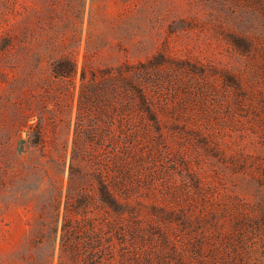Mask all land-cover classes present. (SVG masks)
Listing matches in <instances>:
<instances>
[{"label":"rangeland","instance_id":"1","mask_svg":"<svg viewBox=\"0 0 264 264\" xmlns=\"http://www.w3.org/2000/svg\"><path fill=\"white\" fill-rule=\"evenodd\" d=\"M3 31L22 45L0 66V264H33L53 247L79 73L72 101L48 54L38 62L52 44L75 55L79 72L86 61L87 74L164 55L148 72L165 124L152 134L144 200L175 212L143 219L146 245L163 253L165 233L187 255L197 243L228 264H264V0H0ZM28 115L44 118L43 144L22 126Z\"/></svg>","mask_w":264,"mask_h":264},{"label":"trees","instance_id":"2","mask_svg":"<svg viewBox=\"0 0 264 264\" xmlns=\"http://www.w3.org/2000/svg\"><path fill=\"white\" fill-rule=\"evenodd\" d=\"M21 45V39L3 31L0 66H6ZM38 53L41 65L48 54L50 77L72 87V101L78 73L79 77L69 179L65 192L61 186L54 187L58 214L52 228L53 247L48 257L35 259L33 264H228L219 258L216 250L205 253L197 243L192 245V254L187 255L165 233L161 234V251L165 250V255L152 252L146 245L150 235L145 231L143 219L152 214L171 216L175 212L165 210L154 199L144 200L151 193L148 183L152 177V134L160 132L165 124L155 101L159 91L151 87L148 72L165 61L164 55L135 63L127 61L87 74L86 61L79 72L75 55L57 51L54 44L50 50ZM64 111L59 106L56 117L58 113L64 116ZM43 120L38 115L36 121L28 123L29 115L23 117L22 126L33 131L32 145L44 142ZM59 122L55 118L54 125ZM89 177L98 182L96 189H87ZM199 184L198 179L194 187L200 188ZM148 226L153 227L151 223ZM190 227L191 223H185L184 229ZM43 233L39 230L33 243Z\"/></svg>","mask_w":264,"mask_h":264}]
</instances>
